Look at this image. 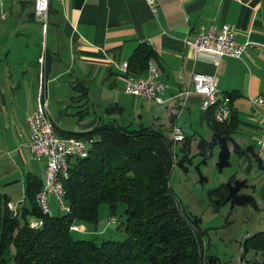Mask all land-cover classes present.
<instances>
[{
  "label": "crops",
  "instance_id": "1",
  "mask_svg": "<svg viewBox=\"0 0 264 264\" xmlns=\"http://www.w3.org/2000/svg\"><path fill=\"white\" fill-rule=\"evenodd\" d=\"M220 24L237 42L264 44V0H154V11L145 0H48L44 33L32 16L31 0H0V194L17 206L24 198L25 176L43 180L44 163L32 160L26 146L25 119L36 109L38 90L46 99L49 119L61 128L49 105L61 101L56 91L63 96L64 88L78 91L76 84L85 87V105L94 104L90 96L97 93L105 97L103 103L109 101L104 111L116 105L117 115L132 114L130 122L110 119L118 124L135 128L145 119V126L166 128L175 113L189 124L197 141L205 124L202 97L189 94L181 104L176 95L191 73L214 75L217 96L233 94L229 109L237 124L228 136L236 149L227 141L229 154L243 153L248 161L252 149L263 164L264 154L254 146L264 124V105L253 106L249 99L264 95V57L258 48L249 47L240 58L221 56L214 65L184 43L200 26ZM141 42L156 54L157 78L166 84L162 103L141 102L123 92L119 65ZM97 121L104 120L98 117L83 126L89 129ZM165 135L170 137V130ZM76 225L81 232L86 229Z\"/></svg>",
  "mask_w": 264,
  "mask_h": 264
},
{
  "label": "trees",
  "instance_id": "2",
  "mask_svg": "<svg viewBox=\"0 0 264 264\" xmlns=\"http://www.w3.org/2000/svg\"><path fill=\"white\" fill-rule=\"evenodd\" d=\"M156 58L151 46L141 42L126 60L127 72L142 76L147 61ZM74 88L79 91L76 99L84 97L85 87ZM225 95L230 102L233 94ZM115 110L120 107L108 106L105 112ZM215 110V105L204 110L205 125L213 135H229L237 124L235 116L230 112L227 121L217 122ZM176 116H169L166 128L161 124L133 128L108 120L75 132L52 123L58 136L80 139L86 146L83 156L69 158L62 180L68 211L40 213L34 195L42 179L33 174L25 176L24 198L14 215L0 194V264H204L203 231L185 215L168 185L173 143L165 132H171ZM192 137L184 136L185 145ZM212 192L222 199L226 186ZM118 203L125 206V239L95 242L72 237L71 232L78 231L71 225H94L100 204H106L112 215ZM31 218H40L41 225L28 227ZM244 244L264 254V230L247 236Z\"/></svg>",
  "mask_w": 264,
  "mask_h": 264
},
{
  "label": "rangeland",
  "instance_id": "3",
  "mask_svg": "<svg viewBox=\"0 0 264 264\" xmlns=\"http://www.w3.org/2000/svg\"><path fill=\"white\" fill-rule=\"evenodd\" d=\"M63 91L68 97L56 91L61 101L49 105L52 119L61 128L75 132L87 131L88 128L83 125L96 121L98 117L104 121L112 118H118L119 122L133 120L132 114L129 113L121 116L114 112L106 114L104 107L109 101L103 103L105 97L102 95H91L90 102L94 104L85 105L86 98L76 99L78 91L70 88H64ZM162 106L164 107V104ZM142 125H147L145 119ZM209 135L210 130L203 124L199 129L202 141L198 144L199 139H189L186 155L181 153L184 140L173 144L174 160L168 181L170 190L185 215L196 221L203 231L204 252L209 260L212 259L205 260L204 264H264V254L252 251L244 244L247 236L264 230V171L259 169L254 157H249L247 161L243 153L232 151L227 158L228 165L218 171L215 166L218 144L208 147ZM204 141L206 145L203 146L202 153L199 148ZM254 150L258 151L256 146ZM182 156H185L183 161ZM236 182L243 184L234 197L226 198L225 195L219 199L212 192L222 184L233 186ZM47 203L53 215L64 213L54 199L50 202L48 198ZM124 207L123 203H118L114 214L109 215L107 205L100 204L96 223L84 224L86 229L83 232H71L72 237L91 239L95 242L104 239H125L127 232L124 229Z\"/></svg>",
  "mask_w": 264,
  "mask_h": 264
},
{
  "label": "built area",
  "instance_id": "4",
  "mask_svg": "<svg viewBox=\"0 0 264 264\" xmlns=\"http://www.w3.org/2000/svg\"><path fill=\"white\" fill-rule=\"evenodd\" d=\"M61 2L62 0H56ZM32 16L41 25L42 32L48 22V0H31ZM151 11H154V0H145ZM184 43L193 48L197 56L209 59L212 64H217L221 56L240 58L249 47L258 48L260 55L264 57V44L253 41L237 42L233 32L224 24L200 26L192 39H185ZM119 71L123 75V92L137 97L141 102L162 103V92L166 84L159 81L157 69L152 60L146 64L145 74L135 76L127 72V63L123 61L119 65ZM189 94H198L202 97L200 109L206 110L215 105L214 119L217 122L227 121L230 114L229 98L227 95L217 96V79L214 75L193 72L189 80L178 90L176 97L181 104ZM251 105H264V95H258L249 99ZM28 129V141L26 143L32 160L44 163L43 180L41 188L35 193L34 201L40 213L50 215L48 196H52L59 209L68 211L63 202L64 190L62 180L67 177L68 160L74 156L85 154V143L74 137H60L54 130L52 121L48 117L47 102L42 98L40 90L36 96V109L25 119ZM184 135L174 123L171 129L170 140L173 144L183 141ZM259 153L264 154V124L256 139ZM174 160V157H173ZM7 209L12 215L17 206L7 202ZM40 218H31L28 227L37 228L41 225ZM71 230L79 231L77 225H71Z\"/></svg>",
  "mask_w": 264,
  "mask_h": 264
},
{
  "label": "water",
  "instance_id": "5",
  "mask_svg": "<svg viewBox=\"0 0 264 264\" xmlns=\"http://www.w3.org/2000/svg\"><path fill=\"white\" fill-rule=\"evenodd\" d=\"M175 124L180 128V131L185 137L188 138L193 134V131L190 129L189 124L183 121V118L181 116L177 117ZM227 141L232 143V148L235 150L236 145L231 139V137H229L228 135L220 136L218 134H214L213 137L210 139V143L208 145V147H212L218 144V153L215 162V166L218 171L221 170L222 167L228 165L227 158L229 155V150L228 147L226 146ZM248 151L250 153V156L255 158V161L257 162L259 169H264V163L263 164L261 163V159L257 156V154L252 149H249ZM242 184H243L242 182L241 183L236 182L235 184H233V186L225 185L227 188L226 198L234 197L235 192L239 189V187L242 186Z\"/></svg>",
  "mask_w": 264,
  "mask_h": 264
},
{
  "label": "flooded vegetation",
  "instance_id": "6",
  "mask_svg": "<svg viewBox=\"0 0 264 264\" xmlns=\"http://www.w3.org/2000/svg\"><path fill=\"white\" fill-rule=\"evenodd\" d=\"M183 140H184V138H183ZM202 140H199V142H198V144L201 142ZM206 145V142L204 141V143L202 144V145H200L201 147L199 148V151L200 152H202L203 153V146H205ZM187 152H188V145H185V141H184V144H183V146L181 147V153H182V155H186L187 154ZM185 156H182L181 157V161H183V158H184ZM179 163H180V161H179ZM238 191V190H237ZM237 191L235 192V195H237ZM225 195H227V188H226V194ZM224 195V196H225ZM207 256V255H206ZM208 257V256H207ZM206 257V260H209L208 258ZM212 259H210L209 261H211Z\"/></svg>",
  "mask_w": 264,
  "mask_h": 264
}]
</instances>
